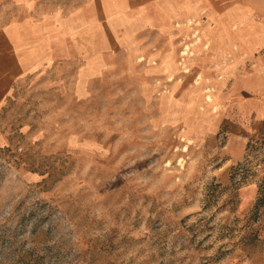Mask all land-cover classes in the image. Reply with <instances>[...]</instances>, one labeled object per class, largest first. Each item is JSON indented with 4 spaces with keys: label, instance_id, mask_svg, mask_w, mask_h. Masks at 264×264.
<instances>
[{
    "label": "rangeland",
    "instance_id": "obj_1",
    "mask_svg": "<svg viewBox=\"0 0 264 264\" xmlns=\"http://www.w3.org/2000/svg\"><path fill=\"white\" fill-rule=\"evenodd\" d=\"M262 24L264 0H0V264H264V140L230 161L211 58Z\"/></svg>",
    "mask_w": 264,
    "mask_h": 264
},
{
    "label": "crops",
    "instance_id": "obj_2",
    "mask_svg": "<svg viewBox=\"0 0 264 264\" xmlns=\"http://www.w3.org/2000/svg\"><path fill=\"white\" fill-rule=\"evenodd\" d=\"M232 38L229 43L215 47L211 58L212 62H220L222 57L227 58L226 79L228 92L233 99L221 112V119L231 124L235 128L234 132L239 134L232 137L233 141L239 142V146L233 151L230 159V161H238L243 158L248 141L264 140V24L251 30L239 28ZM3 72L0 91L2 96H5L9 88L2 91L1 87L8 85L9 77H15L17 73L9 69ZM242 94L249 96L242 98ZM256 191V186L249 188L247 204L254 201Z\"/></svg>",
    "mask_w": 264,
    "mask_h": 264
}]
</instances>
